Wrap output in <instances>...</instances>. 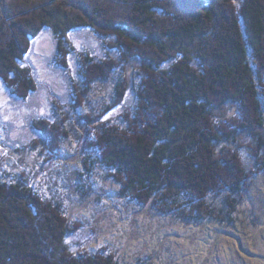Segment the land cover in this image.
I'll return each mask as SVG.
<instances>
[{
  "label": "trees",
  "instance_id": "1",
  "mask_svg": "<svg viewBox=\"0 0 264 264\" xmlns=\"http://www.w3.org/2000/svg\"><path fill=\"white\" fill-rule=\"evenodd\" d=\"M76 29L92 31L110 54L77 52L70 42ZM47 30L58 66L71 71L68 59L79 57L71 112L31 123L50 157L62 155L77 117L89 136L86 149L121 185L123 199L192 226L201 254L209 234L216 247L222 232L203 225L237 226L253 180L264 173V0H0V79L14 99L26 101L39 87L28 57ZM104 84L117 86L112 102L95 103ZM130 91L136 103L125 107ZM114 107L125 109L102 120ZM244 138L253 142L255 173L238 151L250 149ZM4 169L0 164V264H128L108 246L71 248L83 227L66 204ZM151 259L138 264H170Z\"/></svg>",
  "mask_w": 264,
  "mask_h": 264
},
{
  "label": "rangeland",
  "instance_id": "2",
  "mask_svg": "<svg viewBox=\"0 0 264 264\" xmlns=\"http://www.w3.org/2000/svg\"><path fill=\"white\" fill-rule=\"evenodd\" d=\"M70 42L80 53L88 51L100 58L110 54L104 40L87 29L71 32ZM56 51L55 37L49 30L34 41L28 63L36 71L39 87L26 101L14 99L0 79V164L5 168L4 174L8 172L18 180L28 179L34 190L47 199L66 204L71 218L83 227L71 236V248L96 253L108 246L128 264H138V259L146 257H151L154 263L163 259L170 264H264V173L253 180L250 203L248 200L242 203L236 215L237 226L212 222L203 225L222 235L217 237L216 247L211 234L205 237L207 247L201 254V245L191 240L197 235L189 230L192 226H181L175 218L120 196L121 185L109 177L110 172L99 164L95 152L86 149L85 140L89 136L84 121L74 117V125L69 122L71 141L63 144L61 156L50 157L51 152L44 148L48 142L31 128V123L68 116L74 98L72 79L79 82V57L75 53L70 56L71 71H67L56 64ZM116 90V84L98 85L94 102L111 103ZM135 103L136 96L130 91L125 107ZM101 106L97 104L98 109ZM124 109L114 107L103 114L102 120H114ZM252 143L250 138H244L243 146L247 144L250 149L238 151L247 168L255 173L260 167L252 156ZM252 234L259 237L253 240Z\"/></svg>",
  "mask_w": 264,
  "mask_h": 264
}]
</instances>
